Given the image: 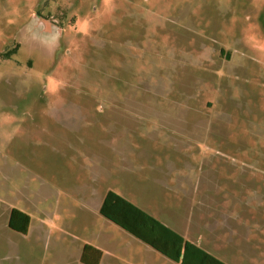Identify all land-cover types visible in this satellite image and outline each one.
<instances>
[{
	"label": "rangeland",
	"instance_id": "obj_1",
	"mask_svg": "<svg viewBox=\"0 0 264 264\" xmlns=\"http://www.w3.org/2000/svg\"><path fill=\"white\" fill-rule=\"evenodd\" d=\"M0 167V264H171L108 190L264 264V0H0Z\"/></svg>",
	"mask_w": 264,
	"mask_h": 264
},
{
	"label": "trees",
	"instance_id": "obj_2",
	"mask_svg": "<svg viewBox=\"0 0 264 264\" xmlns=\"http://www.w3.org/2000/svg\"><path fill=\"white\" fill-rule=\"evenodd\" d=\"M99 212L104 218L173 262L228 264L111 190L105 193ZM28 226L29 215L15 208L11 209L8 227L17 232L26 233ZM100 257L101 250L88 243L83 245L80 253V261L83 264H98Z\"/></svg>",
	"mask_w": 264,
	"mask_h": 264
},
{
	"label": "crops",
	"instance_id": "obj_3",
	"mask_svg": "<svg viewBox=\"0 0 264 264\" xmlns=\"http://www.w3.org/2000/svg\"><path fill=\"white\" fill-rule=\"evenodd\" d=\"M0 169L2 170V173H3V169H4V167H0ZM1 203H3V205H4V207H2V208L0 209V217H3V218H4V219H3L4 227H5L6 229H8V230H11V231L15 232V233L22 234L23 236L27 235V234H28V230H29V226H30V217H29V226H28V229H27V232H26V233H20V232H17V231H15V230H12V229H10V228L8 227V219H9V214H10L11 209L15 208V209H17V210H19V211H21V212H23V213L28 214V213L26 212V210H25L22 206H20L19 204H13L14 202H12V201H11V202H8V201L3 202V200H2ZM16 203H18V202H16ZM19 221H20V220H19ZM163 222H164V221H163ZM164 223H166L167 225H169L170 227H172L173 229H175L176 231H178L179 233H181V231H179L178 229H176L175 226L170 225V224H168L167 222H164ZM181 234H182V233H181ZM10 240H11V242H12V244H13L14 240H17V239H10ZM25 240H26V239H25ZM187 240H188V239H187ZM189 241H192V242H194V243L200 245L202 248H204L205 250H207L208 252H210V251L208 250L209 248H208L204 243L200 242V241H201L200 239H199V240L191 239V240H189ZM88 244H90V243H88ZM91 245H93L95 248L101 250V257H102V255H103L104 252H103L101 246H99L98 244H91ZM210 253H212V252H210ZM212 254H213V253H212ZM213 255H215V254H213ZM215 256H216V255H215ZM101 257H100V259H99L98 264H100ZM163 257H164V256H163ZM216 257H218V256H216ZM164 258H165V257H164ZM218 258H219V257H218ZM166 259H167V258H166ZM219 259H220V258H219ZM167 260H169V259H167ZM169 261H170L171 264H179V263L173 262V261H171V260H169ZM223 261H224V260H223ZM225 262L228 263V264H230L228 261H225Z\"/></svg>",
	"mask_w": 264,
	"mask_h": 264
}]
</instances>
